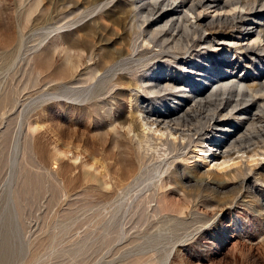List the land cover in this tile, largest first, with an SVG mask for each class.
<instances>
[{"label": "rangeland", "instance_id": "1", "mask_svg": "<svg viewBox=\"0 0 264 264\" xmlns=\"http://www.w3.org/2000/svg\"><path fill=\"white\" fill-rule=\"evenodd\" d=\"M242 1H256L253 22L264 23V0ZM130 8L131 0H0V264H264V217L255 200L264 197V184L252 173L233 179L224 173L234 166L218 168L211 158L205 165L192 153L189 162L178 161L182 182L168 178L161 196L163 209L180 219L134 243L111 232V220L125 208L110 194L120 165L111 152L119 141L132 152L123 183L142 170L135 95L124 88L130 76L122 78L119 96L100 85L98 96L78 98L58 85L84 78L93 86L103 77L100 65L110 66L112 50L123 46L114 19ZM221 35L229 42L202 52L210 65L197 58L200 46L194 60L184 54L176 60L197 63L207 78L219 71L264 85V41L230 27ZM248 46L260 51L247 52ZM219 59L239 67L231 72ZM167 60H159L161 72L178 70L188 84L187 69ZM252 94L264 99V91ZM257 158L264 169V155ZM205 171L221 192L195 186Z\"/></svg>", "mask_w": 264, "mask_h": 264}, {"label": "bare ground", "instance_id": "2", "mask_svg": "<svg viewBox=\"0 0 264 264\" xmlns=\"http://www.w3.org/2000/svg\"><path fill=\"white\" fill-rule=\"evenodd\" d=\"M256 4V1L245 3L242 0H131L132 10L122 11L125 14L114 19V24L122 31L120 42L123 46L115 52L111 48L117 55L110 59V66L100 65L103 77L93 86L84 78L63 81L58 85L75 92L74 96L78 98L86 92H92L91 98L98 96L96 88L100 85L106 88L105 93L119 96L124 92L120 88L124 84L122 78L130 76L124 88L128 87L135 95L134 112L140 121L138 144L142 148L138 159L142 170L131 178L130 183H123L133 168L132 158L127 155L132 152L119 141L118 150L112 149L111 152L113 165H120L113 171L115 182L110 194L114 204L123 199L121 205L125 208L122 214L111 220V232L116 239L126 238L127 243L139 242L151 235L155 228L161 231L165 225L180 219L163 209L161 196L166 193L168 178L182 180L178 163L182 160L189 162L191 153L203 164L211 158L218 168L234 166L232 172L224 173L233 179L252 173L257 181L264 184V169L256 165L260 159L257 156L264 155L260 152L264 150V99H256L252 94L264 91L263 83L249 85L251 79L230 80L219 71L207 78L202 76L205 72L197 63L186 66L176 60L182 54L188 55L186 61L194 60L193 48L200 46L197 58L210 65L202 52L224 45L223 41L229 42L221 35L225 27L236 29L240 35L246 32L251 37L255 34L264 41V23L253 22L257 19ZM261 4L263 8L264 4ZM211 8L216 14L205 13ZM224 49L229 51L226 47ZM246 50L260 51L250 46ZM125 53L136 55L125 59ZM162 58L179 64L181 70L187 69L188 84L178 70L162 73L160 69L164 63L159 61ZM155 59L158 61L155 67L147 68ZM216 62L224 64L231 72L239 67L234 61L219 59ZM198 76L203 81L199 87L195 79ZM74 84L82 86H72ZM169 96L174 99H169ZM194 168L198 170L196 165ZM209 173L212 171L198 176L199 182L195 186L203 192H221L223 187L206 181ZM245 182L246 178L241 185ZM255 200L264 217V197L256 194ZM131 214L129 223L132 225L128 227Z\"/></svg>", "mask_w": 264, "mask_h": 264}]
</instances>
